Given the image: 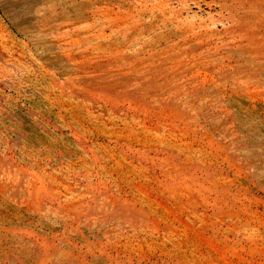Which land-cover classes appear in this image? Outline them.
I'll return each instance as SVG.
<instances>
[{"label": "rangeland", "instance_id": "1", "mask_svg": "<svg viewBox=\"0 0 264 264\" xmlns=\"http://www.w3.org/2000/svg\"><path fill=\"white\" fill-rule=\"evenodd\" d=\"M0 264H264V0H0Z\"/></svg>", "mask_w": 264, "mask_h": 264}]
</instances>
